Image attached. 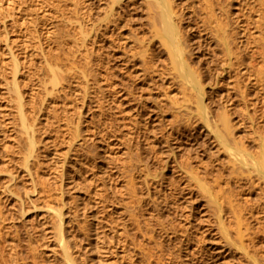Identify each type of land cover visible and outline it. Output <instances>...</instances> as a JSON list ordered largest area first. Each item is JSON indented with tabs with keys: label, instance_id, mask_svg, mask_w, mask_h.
Listing matches in <instances>:
<instances>
[{
	"label": "rangeland",
	"instance_id": "374dc122",
	"mask_svg": "<svg viewBox=\"0 0 264 264\" xmlns=\"http://www.w3.org/2000/svg\"><path fill=\"white\" fill-rule=\"evenodd\" d=\"M136 1L129 0L128 15L116 26L106 27L105 0H0L1 264H63L45 207L58 206L62 186L74 254L85 264H250L247 255L225 245L206 195L189 181L186 167L211 184L217 179L244 211L259 201L256 190L248 189L243 175L231 173L227 152L207 126L190 118L181 86L138 57L143 15ZM230 8V33L251 40L250 71L241 69L206 88L214 106L228 109L237 137L253 149L251 138L264 120V0H234ZM78 20L98 25L97 42L88 43L87 51L73 38ZM198 30L190 35L202 36ZM6 44L23 65L26 108L40 115L37 187L18 165L20 135L5 91ZM45 60L75 66L65 87L38 94ZM234 75L240 82L231 88ZM76 125L80 135L73 137ZM11 171L16 179H9ZM6 184L19 188L21 198L3 190Z\"/></svg>",
	"mask_w": 264,
	"mask_h": 264
},
{
	"label": "bare ground",
	"instance_id": "6f19581e",
	"mask_svg": "<svg viewBox=\"0 0 264 264\" xmlns=\"http://www.w3.org/2000/svg\"><path fill=\"white\" fill-rule=\"evenodd\" d=\"M233 1H136L138 4H135L136 7H140L141 15H143L140 21L141 34L138 35L139 45L136 52L142 63L150 62L153 67L160 68L159 75L167 71L170 75L168 79L177 82L181 86L182 99L190 101L187 105V113H189L190 118L195 119V121L200 120L207 126L213 134L218 148L221 147L227 152L228 160L230 159L232 162V165H230L231 173L235 172L243 175L249 183L248 189L256 190L255 194L258 195L259 201L244 211L241 205L234 203L228 195H224V190L221 189V184L218 183L217 179H214L215 182L212 180L211 184L206 179L207 176L203 177L194 168L186 167L189 181L197 185L201 193L206 195V200L212 208L214 220L225 245L235 246L242 254L247 255L250 264H264V254L260 248L263 235H261L260 240L258 237L259 230H257L258 226L264 224V118L262 119V127L255 130L256 135L251 138L253 149H250L244 143L245 141L237 137L233 118L228 109L225 105L221 110H219V107L214 106L213 103H217L214 102V94L206 88L208 83L216 84L223 81L224 78L230 79L232 73H239L241 69L245 68L244 72L248 73L250 71L251 61H249L250 59L246 60L252 55L250 38L241 40L236 34L233 36L230 33V28L235 23V16L230 8ZM236 2L238 3L239 0H236ZM104 3L105 11L103 10L102 20L105 21L106 27L116 26L117 19H120L123 15H128L125 13L131 4L129 0H105ZM109 22L110 24H108ZM74 26L73 38L75 43L79 48L83 47L87 51L88 43L97 42L95 30L98 25L96 26V23H93L92 27H87L82 21L78 20ZM197 28L203 32V35L191 36V30ZM6 46L9 53V75L4 77L5 91L9 101L13 103V119L16 122V131L20 135L18 144H16V150L20 153L18 165L30 176L33 186L37 187V179L40 175L37 169L40 161V145L38 144L40 139L37 134L36 120L40 115H34L36 112L34 107L30 110L26 108L28 99L21 86L23 65L11 46L9 44H6ZM159 47L165 53L164 57L157 53L156 48L159 49ZM158 57L161 58L159 63L161 66L157 64ZM45 61L47 73L38 79L39 87H41L38 94H51L65 87L63 81L70 76L73 66H75L71 62L69 66L66 65L67 67L64 68L65 63H63V60L58 63L53 60ZM81 74L83 77L86 76L84 70ZM238 82H240L239 78L235 77V80L230 84L231 88L232 86L236 87ZM30 95L34 97V93H30ZM200 121L198 122L200 123ZM70 133H73V137L79 136L78 125ZM191 167L193 166L191 165ZM63 168L62 166L61 172L64 174L66 170ZM14 172L11 171L9 179H16L17 174ZM213 177L215 176L213 175ZM234 177L238 179V175H234ZM3 190L14 194L19 199L21 198L19 188L14 189L11 184H6ZM64 191V186H62L61 191H59L58 206L49 204L45 206L55 236V244L58 247L56 252H58L63 264H85L84 260H78L77 254H74L76 244L73 242L72 234L68 233L72 226H68V212L63 210L65 204ZM0 218L2 219L1 213ZM252 220H255L256 222H254L258 226L254 227ZM9 251L11 260L15 261L16 250L12 243L9 245Z\"/></svg>",
	"mask_w": 264,
	"mask_h": 264
}]
</instances>
